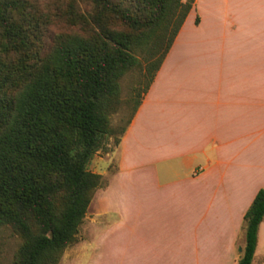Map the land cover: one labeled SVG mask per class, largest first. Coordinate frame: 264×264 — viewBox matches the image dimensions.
Wrapping results in <instances>:
<instances>
[{"label": "crops", "instance_id": "0c3cea01", "mask_svg": "<svg viewBox=\"0 0 264 264\" xmlns=\"http://www.w3.org/2000/svg\"><path fill=\"white\" fill-rule=\"evenodd\" d=\"M113 155L95 264H237L264 188V0H195ZM114 196L126 224L106 217Z\"/></svg>", "mask_w": 264, "mask_h": 264}, {"label": "trees", "instance_id": "16d2710c", "mask_svg": "<svg viewBox=\"0 0 264 264\" xmlns=\"http://www.w3.org/2000/svg\"><path fill=\"white\" fill-rule=\"evenodd\" d=\"M84 2L70 12L79 31L45 50L42 15L25 0H0V228L22 235L16 264H58L75 240L104 186L87 165L111 133L119 79L141 59L151 67L134 114L195 0ZM262 221L264 188L243 215L237 264L252 263Z\"/></svg>", "mask_w": 264, "mask_h": 264}, {"label": "rangeland", "instance_id": "374dc122", "mask_svg": "<svg viewBox=\"0 0 264 264\" xmlns=\"http://www.w3.org/2000/svg\"><path fill=\"white\" fill-rule=\"evenodd\" d=\"M34 16L42 15L44 23L42 38L44 48L47 50L54 44L57 38L68 33L79 31L77 26L71 22L70 12L83 13L86 9L85 0H25ZM141 65L126 71L119 79V101L115 110L109 114V126L111 133L106 137L103 146L98 149L87 165L90 172L99 174L104 186L113 175L116 168V157L113 155L117 147V141L121 136L122 129L133 114L136 103L139 101L146 85L151 77V67L148 68L145 60L141 59ZM98 186L92 194L87 212L79 225L75 240L66 246L61 254L58 264H87L92 258L91 264H95L94 240L97 227L96 219V196ZM116 196L112 197L108 206L113 208L115 214L109 212V219H116L117 215L125 216L123 222L126 224L127 212L121 210ZM105 217V218H106ZM111 227V225H110ZM101 234V230L98 231ZM112 230H108L102 240H111L109 236ZM126 240V231L122 232ZM102 235V234H101ZM22 235L11 225L0 228V264H16L18 250L22 244ZM88 241L81 245V241ZM81 245V246H80Z\"/></svg>", "mask_w": 264, "mask_h": 264}]
</instances>
